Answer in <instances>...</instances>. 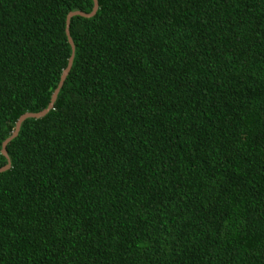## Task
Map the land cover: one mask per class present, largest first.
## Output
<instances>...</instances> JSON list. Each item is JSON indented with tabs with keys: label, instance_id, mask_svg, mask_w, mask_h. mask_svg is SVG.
Masks as SVG:
<instances>
[{
	"label": "trees",
	"instance_id": "16d2710c",
	"mask_svg": "<svg viewBox=\"0 0 264 264\" xmlns=\"http://www.w3.org/2000/svg\"><path fill=\"white\" fill-rule=\"evenodd\" d=\"M0 0V264H264V0ZM6 162L0 154V166Z\"/></svg>",
	"mask_w": 264,
	"mask_h": 264
},
{
	"label": "water",
	"instance_id": "95a60500",
	"mask_svg": "<svg viewBox=\"0 0 264 264\" xmlns=\"http://www.w3.org/2000/svg\"><path fill=\"white\" fill-rule=\"evenodd\" d=\"M96 8H97V0H92V6H91V9L88 13L82 12L80 10H73V11H69L66 13L64 32H65L67 42L71 47V50L73 49V44H72V40H71L69 33H68V23H69L70 17L73 15H80V16H84V17L92 16L95 13ZM71 61H72V52L70 53V55L68 57L66 66L62 69V71L59 75L58 82H57L56 86L54 87V89L50 95V99H49L47 106L44 109H41V110L36 111V112H24V113H22L16 119V121L14 123V127L11 130L9 136H7L6 138H4L2 140L1 146H0V154L5 157L6 162L2 166H0V172L6 170L10 166L9 159H8V156H7V153L5 150L6 143L17 134L18 129L20 127V124L23 120H25L26 118H39V117L43 116L52 107V102L54 101L56 94L62 85V81H63L64 77L66 76L68 70H69V67L71 65Z\"/></svg>",
	"mask_w": 264,
	"mask_h": 264
}]
</instances>
